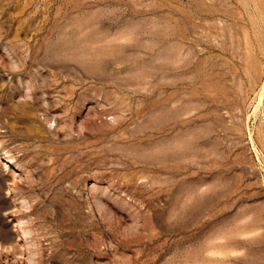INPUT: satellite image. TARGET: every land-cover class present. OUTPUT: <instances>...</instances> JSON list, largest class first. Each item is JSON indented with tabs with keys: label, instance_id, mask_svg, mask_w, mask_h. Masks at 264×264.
Listing matches in <instances>:
<instances>
[{
	"label": "rangeland",
	"instance_id": "374dc122",
	"mask_svg": "<svg viewBox=\"0 0 264 264\" xmlns=\"http://www.w3.org/2000/svg\"><path fill=\"white\" fill-rule=\"evenodd\" d=\"M0 264H264V0H0Z\"/></svg>",
	"mask_w": 264,
	"mask_h": 264
}]
</instances>
